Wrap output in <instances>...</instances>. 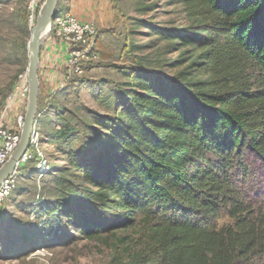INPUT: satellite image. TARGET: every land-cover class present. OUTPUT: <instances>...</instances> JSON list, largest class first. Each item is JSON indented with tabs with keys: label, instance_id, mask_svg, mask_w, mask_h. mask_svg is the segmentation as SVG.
Instances as JSON below:
<instances>
[{
	"label": "trees",
	"instance_id": "trees-1",
	"mask_svg": "<svg viewBox=\"0 0 264 264\" xmlns=\"http://www.w3.org/2000/svg\"><path fill=\"white\" fill-rule=\"evenodd\" d=\"M175 2L186 26L141 23L174 72L127 74L95 141L66 152L46 228L138 230L126 264H264V0Z\"/></svg>",
	"mask_w": 264,
	"mask_h": 264
},
{
	"label": "rangeland",
	"instance_id": "rangeland-1",
	"mask_svg": "<svg viewBox=\"0 0 264 264\" xmlns=\"http://www.w3.org/2000/svg\"><path fill=\"white\" fill-rule=\"evenodd\" d=\"M45 1L40 0L39 7ZM148 6L152 11L143 10ZM180 8L175 0H59L58 14L70 12L78 20L93 22L100 31L81 76L71 77L49 100L40 85L37 119L45 158L33 157L20 165L9 195L0 202V264H126L139 252L138 230L122 229L89 239L69 226L59 229L57 221L47 229L51 220L47 213L64 198L57 179L73 178L70 175L76 172L65 159L66 152L95 141V120L116 114L118 94L130 80L127 74L143 62L174 72L162 63L179 53H167L166 42L160 40L152 48L156 36L141 23L184 27L187 22ZM39 10L33 13L27 0H0V112L13 85L28 70L31 34L26 31L32 32ZM159 47L162 50L156 52ZM27 102H15L9 118L21 114ZM15 110L18 113L13 115ZM48 231L56 235L44 242Z\"/></svg>",
	"mask_w": 264,
	"mask_h": 264
},
{
	"label": "built area",
	"instance_id": "built-area-1",
	"mask_svg": "<svg viewBox=\"0 0 264 264\" xmlns=\"http://www.w3.org/2000/svg\"><path fill=\"white\" fill-rule=\"evenodd\" d=\"M27 1L31 11L35 13V9L40 5V0ZM49 30V36L63 40L67 48L64 56V64L68 69V74L63 77L61 84L63 87L71 77L81 76L86 71L85 63L92 58L90 52L92 51V46L96 41L97 35H99L100 29L93 22L78 20L70 12H61L51 23ZM14 86L13 91L4 104L3 110L0 112V168L8 162L10 156L20 144L25 112L17 114L15 119H10L8 115L12 111L15 102L20 99L28 100L30 91L28 71L20 75ZM34 123V132L30 140L31 145L18 163L15 172L1 185L0 202L9 195L11 182L14 181L13 178L20 165L27 163L33 157H40L38 160L45 158L44 152L42 151L43 141H41L37 118ZM42 166L43 164L39 167L41 168Z\"/></svg>",
	"mask_w": 264,
	"mask_h": 264
},
{
	"label": "water",
	"instance_id": "water-1",
	"mask_svg": "<svg viewBox=\"0 0 264 264\" xmlns=\"http://www.w3.org/2000/svg\"><path fill=\"white\" fill-rule=\"evenodd\" d=\"M46 6L43 13L38 17L37 23L34 27L30 29L31 37L28 42L29 49V63H28V77L30 91L28 95V102L26 107V112L24 116V125L22 130V135L20 139V144L10 156L8 162L0 168V187L10 178V176L15 172L18 163L21 161L24 154L27 152L31 145V137L34 132L35 120L38 115L39 104L38 98L40 93V79H39V64L42 52V46L47 35L41 39L45 29H49L53 20L57 17V6L59 0H46Z\"/></svg>",
	"mask_w": 264,
	"mask_h": 264
},
{
	"label": "crops",
	"instance_id": "crops-1",
	"mask_svg": "<svg viewBox=\"0 0 264 264\" xmlns=\"http://www.w3.org/2000/svg\"><path fill=\"white\" fill-rule=\"evenodd\" d=\"M66 49L65 42L60 39L49 37L43 43L39 64V79L43 91L44 88L46 90V100H49L53 96V92L56 93V91L58 92L62 88L63 77L68 74V69L63 65ZM16 112L15 110L13 115ZM23 112L25 110L20 113Z\"/></svg>",
	"mask_w": 264,
	"mask_h": 264
},
{
	"label": "bare ground",
	"instance_id": "bare-ground-1",
	"mask_svg": "<svg viewBox=\"0 0 264 264\" xmlns=\"http://www.w3.org/2000/svg\"><path fill=\"white\" fill-rule=\"evenodd\" d=\"M45 6H46V3L44 2L43 4H42V6H40V7H38L37 9H35V11L34 12H36V14H38V10H39V8H40V10H39V16L43 13V10H44V8H45ZM36 14L34 15V16H36ZM38 16V17H39ZM37 20H38V18H37ZM37 23V22H36ZM35 26V25H34ZM33 26V27H34ZM48 31H50L48 28L47 29H45V31L43 32V34H42V37H41V39H43L46 35H47V33H48ZM26 112V111H25Z\"/></svg>",
	"mask_w": 264,
	"mask_h": 264
}]
</instances>
